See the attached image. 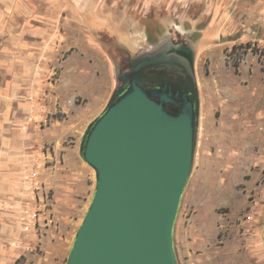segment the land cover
<instances>
[{
  "label": "rangeland",
  "instance_id": "obj_1",
  "mask_svg": "<svg viewBox=\"0 0 264 264\" xmlns=\"http://www.w3.org/2000/svg\"><path fill=\"white\" fill-rule=\"evenodd\" d=\"M3 37L59 39L53 71L42 75L49 84L33 96L45 116L53 109L55 126L49 133L41 129L49 119L37 122L44 140L40 164L37 155L31 164L37 190L29 184L28 217L9 227L28 244L0 264L67 263L96 185L80 153L84 133L119 88L120 72L172 43L190 49L199 97L194 160L173 232L177 263L264 264V0H0L2 61ZM13 133L18 148L1 152L0 162L22 163L21 130Z\"/></svg>",
  "mask_w": 264,
  "mask_h": 264
},
{
  "label": "water",
  "instance_id": "obj_2",
  "mask_svg": "<svg viewBox=\"0 0 264 264\" xmlns=\"http://www.w3.org/2000/svg\"><path fill=\"white\" fill-rule=\"evenodd\" d=\"M148 51L120 72L113 94L88 126L80 153L96 173L95 190L66 264H178L173 232L196 146L199 97L147 90L146 67L167 65ZM173 103L175 109H168Z\"/></svg>",
  "mask_w": 264,
  "mask_h": 264
},
{
  "label": "crops",
  "instance_id": "obj_3",
  "mask_svg": "<svg viewBox=\"0 0 264 264\" xmlns=\"http://www.w3.org/2000/svg\"><path fill=\"white\" fill-rule=\"evenodd\" d=\"M58 39L59 37H3L4 60H0V107L3 106L4 110L0 111V138L4 139L8 148H0V153H12L17 150L18 147L13 144L11 137L14 130H21L22 143L19 152L25 156L22 163L18 164L9 160L0 162V222L5 221V224H0V239L5 240L0 241V253L5 257L0 258L13 254L20 255L22 251L17 246L27 247L28 244L27 239H19L9 227H14L12 223L19 226L20 220L28 217L29 207L33 203L29 184L35 165L31 164H34L35 155L39 163V154L44 145L37 122L39 118L49 119L50 123L46 124V128L40 127L43 130L49 129V133L55 126L53 109H48L45 116V106L33 96L39 87L46 88L48 86L46 84H49L42 75L53 71V61L58 59L54 50ZM108 62L114 66V61L109 56ZM54 206L56 207L57 203ZM22 253L25 254V250Z\"/></svg>",
  "mask_w": 264,
  "mask_h": 264
},
{
  "label": "flooded vegetation",
  "instance_id": "obj_4",
  "mask_svg": "<svg viewBox=\"0 0 264 264\" xmlns=\"http://www.w3.org/2000/svg\"><path fill=\"white\" fill-rule=\"evenodd\" d=\"M189 50L185 45H177L174 43L171 45H163L160 52L162 55L169 57L167 65L142 69L141 84L147 90L170 91L173 94L181 92L195 97L196 89L192 76V73L195 74L194 62ZM130 78L131 75L128 74L125 81H121L119 85L120 90L128 86ZM166 107L172 110L175 109L173 103L167 104Z\"/></svg>",
  "mask_w": 264,
  "mask_h": 264
},
{
  "label": "built area",
  "instance_id": "obj_5",
  "mask_svg": "<svg viewBox=\"0 0 264 264\" xmlns=\"http://www.w3.org/2000/svg\"><path fill=\"white\" fill-rule=\"evenodd\" d=\"M33 174H34V176H35V173H33ZM30 185H31L30 190H31V189H32L33 191H36V190H37V187H36V185H35L34 180H31V181H30ZM34 195H36V192H34ZM36 217H37V212H34V213L32 214V216L30 217V221H29L30 224H28V225L25 227L26 230L29 229V227L31 226L33 220H35ZM26 224H27V223H26Z\"/></svg>",
  "mask_w": 264,
  "mask_h": 264
},
{
  "label": "trees",
  "instance_id": "obj_6",
  "mask_svg": "<svg viewBox=\"0 0 264 264\" xmlns=\"http://www.w3.org/2000/svg\"><path fill=\"white\" fill-rule=\"evenodd\" d=\"M234 48H235V46H234ZM85 140V136H83V139H82V141H84Z\"/></svg>",
  "mask_w": 264,
  "mask_h": 264
}]
</instances>
